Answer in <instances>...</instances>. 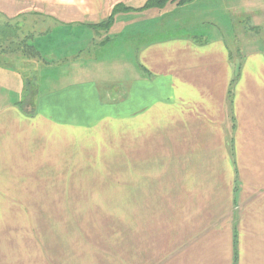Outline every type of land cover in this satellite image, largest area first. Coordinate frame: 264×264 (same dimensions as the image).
I'll use <instances>...</instances> for the list:
<instances>
[{
    "label": "crops",
    "instance_id": "crops-1",
    "mask_svg": "<svg viewBox=\"0 0 264 264\" xmlns=\"http://www.w3.org/2000/svg\"><path fill=\"white\" fill-rule=\"evenodd\" d=\"M131 1H45L62 15L48 18L56 20L44 38L48 49L60 23L74 24L63 33L74 37ZM240 3L224 23L247 17L253 36L235 48L222 34L164 35L166 12L207 7L204 0L170 3L130 13L154 35L125 47L135 60L126 63L120 91L97 81L38 92L32 102L31 79L30 95L0 105V264H264V11L255 0ZM76 50L62 61L82 64L84 47ZM45 55L52 64L60 54ZM16 73L14 82L25 87ZM75 103L82 122L70 127L58 116ZM118 103L124 149L115 139L70 143L78 131L99 134L102 122H114ZM101 109L111 111L107 118ZM84 175L99 181L89 180L93 186L76 199L92 205L70 207V182L80 176L83 183Z\"/></svg>",
    "mask_w": 264,
    "mask_h": 264
},
{
    "label": "rangeland",
    "instance_id": "rangeland-1",
    "mask_svg": "<svg viewBox=\"0 0 264 264\" xmlns=\"http://www.w3.org/2000/svg\"><path fill=\"white\" fill-rule=\"evenodd\" d=\"M45 1H52L57 3L59 0H0V36H2V34H11L12 32H9L7 28L3 27H5L6 25L14 26L15 31L13 32L15 33V40H17V42H14L18 44V42L27 41V43L32 44V41H34L33 44L40 52V54L44 57V61L42 60V58H37L28 61H14L15 63L5 62L0 59V105L7 102H12L13 100L17 101L18 93L23 92V96H26L27 87L28 92L30 91L29 88L31 79L32 102L35 98L34 93L36 94L39 92V96L49 95L52 92L60 93L62 92V90H66L73 85L83 83L90 85L97 81H103L108 83L104 84V86H106L107 88H111L112 92H118L120 91V88L123 89L125 76L128 74L126 70L128 66H126V63L129 64L128 60L130 62L135 60V57L132 55V53L129 54L126 52L124 54V52L126 51L125 47H131L134 49V47L138 45L137 41H144L146 37L151 38L154 35L151 24L149 22H141L133 19L134 16L130 14L133 12H121L120 15L115 16L114 23L111 26V29H109L108 31L96 33L92 28L88 26V24H86L85 30L75 31V36L72 37L71 35H65L63 33L66 26L74 24L60 23L61 25H58V27H55L53 29L57 30V32L54 34L55 41L48 49L49 42H47L44 38L45 35L52 30V26L56 25L54 23L56 21L54 19L55 17L52 18V20L54 21H49L48 18H51V14H54L57 17H62V15H59L58 9L50 7L47 8ZM63 1L68 2L70 0ZM79 1L82 0H71V2L76 3L75 5H78L77 3ZM204 1L207 4V7L205 8L197 4L196 7L194 6L195 8H185L181 11L166 12L167 18L164 19V22L162 24V31L164 35L178 33L189 34L190 32H197L198 34H205L206 32H208L211 35L222 34L228 46L230 47L233 45V48L237 47L242 40L253 36V26L249 24L250 20L247 17L246 19L241 18V23L237 25L232 24L229 26L224 23L225 19H232V15H237L238 4H241V1L246 2L247 0ZM141 3V0H134L129 2V4L133 8ZM255 4L256 6L262 7L261 10L264 11V0H255ZM80 5H82V3ZM226 5L228 8H230L229 11L223 10ZM105 14L106 13L102 14L100 18H96V22H101L106 19L107 16ZM68 18L74 19L75 17L70 15V17ZM233 18L237 19V17ZM130 21L133 22L129 23ZM212 24L215 25V28L210 29V25ZM128 25L130 32L127 31ZM246 28L247 32L249 33H244V31H246ZM248 28L251 29L248 30ZM261 30L264 33V24L262 25ZM232 33H234V38H232ZM158 34L160 35L161 33L159 32ZM40 37L42 39L38 41L37 39ZM7 45L8 43L5 44L3 48L6 50L5 53L7 55H10V49L7 48ZM83 47L84 55L81 58L82 64L71 66L70 62L68 63L66 61H62L64 60L63 58H65L66 55L69 54L68 51H72L71 53H73L77 51L76 48L78 49ZM45 50L53 51L56 55H60L52 57L53 63L47 64V61L50 62L51 57H46ZM61 53H64V55H61ZM134 68L136 67L134 66ZM15 71L17 72L16 74L21 77V80L23 81L25 87H23L22 84H20V86L17 85L16 82H14L15 78L12 76V74L15 73ZM30 72H32V75ZM135 72L136 70H133L130 77H134ZM130 77L126 81H128ZM35 87L36 92L33 90ZM98 91H101L100 87H98ZM69 95H71V98L74 97L72 92H69ZM88 97L89 95L86 98ZM77 104L75 103L68 105L69 111L71 109V113L68 116H66L64 113L58 116V118L60 117V119H62L64 122H67L70 127L75 126V123L81 124L82 122V119H79L81 121H77L74 115L76 113L75 111L80 106ZM85 106L87 110H91L92 107H94V103L92 104V101L88 100L86 101ZM117 107L118 108H112L117 111V119L114 122L113 120L108 121V119L104 121V119V122H102L101 124V130L99 134L97 133V130L94 133L91 131L86 133L78 131V137L74 135L69 136L70 143L73 142L76 145L75 142L78 138V145L87 146L99 143L109 144L113 143L115 139L119 147L124 149L123 136H120L121 133H123L122 130L124 127V119L121 118L124 114V108L122 109V111L120 110L121 113L118 114V109L122 108L123 104L118 103ZM78 112H81V110H79ZM85 112L87 113L90 111ZM99 112L102 116L106 115L105 118H107L111 111L109 109H101ZM83 122L85 125L89 126L91 123V119L85 120ZM113 128H116V136H114L112 133ZM109 129L111 132L110 136L108 134ZM74 154H76V152H74ZM120 154L121 153H118L117 160H123V155ZM70 155H73V153L70 152ZM71 160L75 161L76 158L70 156V162ZM70 170L72 171V169ZM88 170L89 169H85V171ZM73 176L74 178H72ZM70 177L71 180L77 178L76 175L71 174ZM80 178L81 177L78 176V181L70 182L71 184L69 185L68 192L70 196L75 197V199L69 200L70 207H90L92 205L91 201L89 200L76 199L86 195L84 193V191H86L85 188L92 185V183H88L89 185H87V182H90L89 180H91L92 177L84 175L85 179H81L82 182L84 181L83 183L79 182ZM97 180L99 181V179ZM85 221L91 222V218H86Z\"/></svg>",
    "mask_w": 264,
    "mask_h": 264
},
{
    "label": "trees",
    "instance_id": "trees-1",
    "mask_svg": "<svg viewBox=\"0 0 264 264\" xmlns=\"http://www.w3.org/2000/svg\"><path fill=\"white\" fill-rule=\"evenodd\" d=\"M191 1L192 0H147L142 6L137 7V8L128 7V6L123 5L122 3H118L112 8L111 12L106 17V19H104L103 21L99 23L88 24V26L92 28L96 33L104 32V31H108L111 28V26L114 23L115 16L118 13L142 12V11L150 10L153 8L161 9L170 3H176V5H184ZM3 28H7L9 32L15 31L14 26L6 25ZM12 32L11 34L9 33L6 35L2 34V36H0V59H2L5 62H12V63H15L14 61H17V62L22 61V60L28 61V60H34L37 58H42V60L44 61V57L40 54V52L37 50V48L33 44L34 41H32V44L27 43V41L26 42L21 41V42H18V44H16L15 42H17V40H15V33L14 32L12 33ZM7 43H8L7 48L10 49L9 50L10 55H7L5 53L6 50L3 48L4 45ZM33 90L36 92V87ZM26 91H27L26 92L27 94L26 97H27L28 93L30 95V92H28V87ZM34 96H35V93H34Z\"/></svg>",
    "mask_w": 264,
    "mask_h": 264
}]
</instances>
